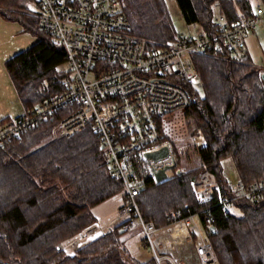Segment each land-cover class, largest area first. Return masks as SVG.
Returning a JSON list of instances; mask_svg holds the SVG:
<instances>
[{
  "label": "trees",
  "instance_id": "trees-1",
  "mask_svg": "<svg viewBox=\"0 0 264 264\" xmlns=\"http://www.w3.org/2000/svg\"><path fill=\"white\" fill-rule=\"evenodd\" d=\"M176 1L187 25H198L209 34L216 30L218 13L229 22L237 17L232 0ZM120 2L133 35L151 46L177 40L180 33L166 0ZM32 3L35 0H0L3 19L39 38L6 62L25 112L62 91L56 67L67 62L63 45L38 27L29 9ZM238 6L251 15L252 0H238ZM194 62L203 95L188 110L206 139L197 151L202 167L149 185L137 196L138 206L142 217L157 227L169 223L171 212L179 217L198 215L218 264H264V190L257 200L234 201L232 206L240 210L235 214L224 213L217 198L200 201L191 185L207 174L224 197L232 198L233 187L221 165L228 157L245 186L264 178V71L251 58L238 64L196 55ZM71 110L62 109L55 119L0 148V264H158L155 256L141 261L129 254L121 225L83 242L73 255L64 250L65 242L95 226L92 209L124 189L111 172L92 124L69 138L56 134L57 124Z\"/></svg>",
  "mask_w": 264,
  "mask_h": 264
},
{
  "label": "built area",
  "instance_id": "built-area-1",
  "mask_svg": "<svg viewBox=\"0 0 264 264\" xmlns=\"http://www.w3.org/2000/svg\"><path fill=\"white\" fill-rule=\"evenodd\" d=\"M237 17L229 22L218 13L215 32L194 35L180 34L177 40L151 46L130 32L131 24L122 11L120 0H35L34 16L38 27L57 38L63 45L67 62L56 67L62 75L58 80L62 91L18 116L0 122V148L18 140L22 134L41 122L56 118L57 113L72 107L57 124L56 134L72 137L92 124L105 150L113 176L123 182V203L119 210L121 230L131 233L141 230L145 245L156 251L154 237L163 227L146 221L141 214L137 196L151 184H158L162 169L168 179L185 176L189 170L181 167L178 152L161 124V119L177 110L188 109L202 91L196 68V55H211L229 62L245 64L250 58L246 39L258 27L264 30V0L245 15L232 0ZM190 145L206 144L202 130ZM166 147L161 158L146 159V155ZM192 186L202 202L215 198L224 213L240 199L257 200L264 190V178L249 186L239 179L233 187V197L222 195L220 186L207 174H202ZM191 214L168 215L166 227L194 223L197 227V264H218L212 244L201 234ZM101 232L91 227L71 241L75 247ZM158 264L171 256L155 253Z\"/></svg>",
  "mask_w": 264,
  "mask_h": 264
},
{
  "label": "rangeland",
  "instance_id": "rangeland-1",
  "mask_svg": "<svg viewBox=\"0 0 264 264\" xmlns=\"http://www.w3.org/2000/svg\"><path fill=\"white\" fill-rule=\"evenodd\" d=\"M257 1L258 0H252L253 4H255ZM166 3L170 11L172 20L174 22V25L180 34L194 35L201 31L199 27L195 28L193 25H187L181 14V11L179 9L176 0H166ZM29 9L33 15L36 9V4L35 3L30 4ZM246 45L253 65L255 67H258L263 72L264 71V30L261 27H258L255 33L250 34L247 37ZM200 95L201 96L203 95V91L200 92ZM161 124L166 137L170 141H173L176 146V150L179 154L178 158H179L180 166L189 170L188 172H191L193 170H198L199 168H201L202 163L197 154V151L201 148V146L198 145L199 148H197L195 144L191 146L189 142L191 141L192 138H194L198 134L197 130H202V129L199 127L195 116L192 115L190 110L185 109V110L174 111L164 116L161 119ZM221 165L223 168L224 177L227 179L228 183L234 187L237 181L239 180V175L237 173L232 158L230 157L225 158L221 162ZM230 209L232 213L235 214L240 213L239 208L235 206H231ZM196 221L201 234L205 237L203 228L200 225L199 220L196 219ZM186 228L188 230L187 234L189 235V237L186 235L185 237L182 236L181 232L182 230L185 229L182 225L170 226L164 229L161 228L154 237V241L156 243V237L158 236V234H161V236L164 239L162 241L163 245L165 246L164 250L169 251V254L172 255L173 258L176 261H178L179 264H183V261L181 260L183 255L184 257L189 256V254L193 253L194 245L198 244V234L196 231L197 229L196 225L194 223L186 224ZM137 231L142 232L141 230H137ZM183 232L186 231L184 230ZM193 234L197 235L196 239H194ZM139 244L138 247L141 248V250L144 251L145 254L142 260H144L146 255L148 257L150 256L154 257L155 253L162 255L161 247L159 248L157 243H156L155 252L152 250L151 247L145 245L144 243H143L144 246L141 245V242H139ZM192 261L189 260L188 264H191ZM164 263H166V261ZM192 263L195 264V261H193Z\"/></svg>",
  "mask_w": 264,
  "mask_h": 264
},
{
  "label": "crops",
  "instance_id": "crops-1",
  "mask_svg": "<svg viewBox=\"0 0 264 264\" xmlns=\"http://www.w3.org/2000/svg\"><path fill=\"white\" fill-rule=\"evenodd\" d=\"M258 2L259 0L256 3ZM255 4H253L252 2L253 7ZM38 41L39 38L33 36L28 32H25L23 27L19 23L5 20L0 15V122L5 121L10 117L18 116L24 112L23 104L6 69V62L12 57L18 55L22 51L36 44ZM122 203L123 194L121 192L100 203L92 209V212L96 218V223L93 227L100 230V234L105 233L108 230L120 225L121 219H119L118 215ZM182 226L186 231L183 232L184 230H182V236L185 237L186 235L189 237V235L187 234L188 230L186 228V224ZM164 228H166V226H164L163 229ZM72 240L67 241L63 244L64 250L70 255H73L77 249V247L71 244ZM121 240L125 243V246L132 257L139 260L141 259V261L148 260L151 257H148L146 255L144 260H142L145 254L144 251H142L141 248L138 247L140 245L139 242H141V245L144 246L142 232L136 231L127 233L121 238ZM163 240L164 239L161 234H158V236L156 237V243L159 248L161 247L162 255L173 257L169 254V251L164 250L165 246L162 243ZM181 260L183 261V264H188L189 260H193L195 261V264H197L196 245H194L193 247V253L189 254V256L186 257H184L183 255ZM192 262L191 264H193Z\"/></svg>",
  "mask_w": 264,
  "mask_h": 264
},
{
  "label": "water",
  "instance_id": "water-1",
  "mask_svg": "<svg viewBox=\"0 0 264 264\" xmlns=\"http://www.w3.org/2000/svg\"><path fill=\"white\" fill-rule=\"evenodd\" d=\"M261 77H262V80L264 82V72L262 73ZM167 152H168L167 148L163 147L162 149H160L158 151H155V152L147 154L145 157H146V159H148V158L158 159V158H161L164 155H166ZM173 167H167V168L162 169L161 171H159L158 174H157V182L158 183H162L163 181H165L168 178V175H167L166 171L168 169H172ZM211 229L213 230L214 228H211Z\"/></svg>",
  "mask_w": 264,
  "mask_h": 264
},
{
  "label": "bare ground",
  "instance_id": "bare-ground-1",
  "mask_svg": "<svg viewBox=\"0 0 264 264\" xmlns=\"http://www.w3.org/2000/svg\"><path fill=\"white\" fill-rule=\"evenodd\" d=\"M198 131V130H197ZM166 181V180H165ZM164 182V181H163Z\"/></svg>",
  "mask_w": 264,
  "mask_h": 264
}]
</instances>
